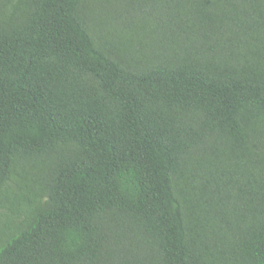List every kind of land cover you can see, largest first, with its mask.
Masks as SVG:
<instances>
[{
    "label": "trees",
    "instance_id": "obj_1",
    "mask_svg": "<svg viewBox=\"0 0 264 264\" xmlns=\"http://www.w3.org/2000/svg\"><path fill=\"white\" fill-rule=\"evenodd\" d=\"M0 264H264V0H0Z\"/></svg>",
    "mask_w": 264,
    "mask_h": 264
}]
</instances>
